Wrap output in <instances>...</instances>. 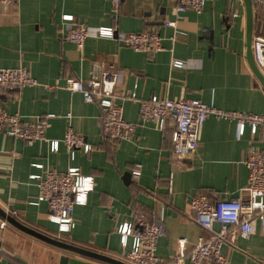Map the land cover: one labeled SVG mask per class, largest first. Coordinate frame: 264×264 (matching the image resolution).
Returning a JSON list of instances; mask_svg holds the SVG:
<instances>
[{
    "label": "crops",
    "instance_id": "0c3cea01",
    "mask_svg": "<svg viewBox=\"0 0 264 264\" xmlns=\"http://www.w3.org/2000/svg\"><path fill=\"white\" fill-rule=\"evenodd\" d=\"M252 2V1H251ZM253 31L264 36V13L252 3ZM72 14L91 33L83 49L63 35V15ZM171 20L173 26L165 25ZM116 33L159 31L164 49L136 51L117 38L96 36L99 26ZM247 5L245 0L208 1L201 12L177 13L173 0H123L114 15L109 0H22L0 3V69L25 66L40 84L20 92L0 89V102L23 120L48 118V139H62L68 124L92 145L78 149L72 159L65 143L57 151L49 141L26 143L0 131V207L22 224L126 264L132 246L121 241L120 224L133 219V211L164 221L166 233L157 244L164 260L176 255L181 238L187 239V256L205 231L187 216L191 199L207 193L238 194L249 180L246 163L251 148L264 149V127L239 135L236 120L209 116L196 150L175 155L173 125L159 129L140 120V103L120 100L124 116L137 123L130 139L110 141L103 134L101 107L87 102L82 93L68 91L69 77L86 79L103 67L121 70L116 92L131 90L139 98L152 95L200 98L224 110L264 114V85L247 58ZM186 66H173V59ZM54 88H46L45 85ZM71 113L67 119L65 115ZM37 163L43 164L40 168ZM141 173L133 174L136 165ZM77 166L93 176L94 187L84 204L73 210L75 226L62 231L49 218V206L38 202V180L33 174ZM129 173V174H128ZM1 264H114L102 258L51 244L8 221L0 213ZM229 264H264V227L255 221L249 237L225 243ZM168 264H183L170 262Z\"/></svg>",
    "mask_w": 264,
    "mask_h": 264
},
{
    "label": "built area",
    "instance_id": "2783aa9c",
    "mask_svg": "<svg viewBox=\"0 0 264 264\" xmlns=\"http://www.w3.org/2000/svg\"><path fill=\"white\" fill-rule=\"evenodd\" d=\"M22 0H0V3H19ZM123 0H109L111 11L119 12ZM175 11L187 9L201 12L206 3L212 0H173ZM259 5L264 13V0H251ZM65 29L63 35L83 49L85 41L91 36L88 27L75 21L72 14L63 15ZM174 21L167 20L165 25L173 26ZM96 36L117 38L123 45L136 51L157 53L164 49L163 35L159 31L144 30L141 32L117 34L113 26H99ZM252 56L254 63L264 76V36L256 35L252 39ZM173 66H186L182 59H173ZM101 70L86 79L69 77L64 87L71 93L80 92L87 102H96L102 110L101 125L103 134L110 141L130 139L137 123L129 121L124 116V105L120 100L131 99L140 103V120L152 122L159 129L173 125V144L178 158L192 154L199 145L201 130L206 119L214 115L217 118L236 120L239 123V135H243L246 127L255 133L259 127H264V114L244 113L236 110H224L213 103H207L200 98L170 97L152 95L150 98H139L135 90H128L122 95L116 92L121 78V70L111 67H100ZM39 80L25 66L0 69V89L20 92L27 86L38 85ZM52 89L53 85H45ZM67 119L71 113L65 115ZM50 122L48 118L38 117L23 120L18 112H9L0 102V131L6 135L24 140L28 144L35 141H49L52 151L59 149L60 142L65 143L72 159H75L78 149L89 152L92 145L85 137L77 133L71 124L62 139H48L46 129ZM249 168L247 185L238 194L222 192L214 199L207 193L195 195L187 210V216L195 221L205 232L199 236L187 256V239L179 241V251L170 259L164 260L157 254V244L166 233L164 221L151 220L139 210H134L131 221L119 225L118 232L121 241L126 246L132 238V246L126 253V258L132 264H168L170 262L183 264H229L223 252L225 243L234 244L237 236L249 237L255 230V221L259 219L264 227V149L251 148L245 160ZM42 168L43 164L37 163ZM133 169L134 175L141 173L140 166ZM38 180V202L48 203L49 218L59 224L62 231L75 226L73 210L76 205L84 204L89 192L93 189V176L81 173L77 166H70L66 171L55 169L45 170L31 176ZM0 247V264L5 257ZM104 264V263H99Z\"/></svg>",
    "mask_w": 264,
    "mask_h": 264
},
{
    "label": "water",
    "instance_id": "95a60500",
    "mask_svg": "<svg viewBox=\"0 0 264 264\" xmlns=\"http://www.w3.org/2000/svg\"><path fill=\"white\" fill-rule=\"evenodd\" d=\"M246 5H247V58L250 61V64L253 68V70L255 71V73L257 74V76L260 78V80L262 81L263 85H264V76L262 75V73L260 72V70L257 68L256 64L254 63L253 60V56H252V47H251V43H252V31H253V9H252V2L251 0H245ZM129 174V173H128ZM0 213L10 222H12L14 225H16L17 227H19L20 229H23L25 231H27L28 233H31L32 235H35L51 244H54L56 246L65 248V249H70L73 251H77V252H82V253H86L89 255H93L99 258H102L104 260H107L111 263L114 264H126L123 263L119 260H116L114 258L108 257V256H104V255H100L88 250H84L82 248H79L77 246L68 244L62 240L56 239L54 237H51L49 235H46L44 233H41L37 230H34L24 224H22L21 222H19L16 218H14L13 216L9 215V213H7L2 207H0ZM68 263V257L67 256H63L61 258V263L60 264H67Z\"/></svg>",
    "mask_w": 264,
    "mask_h": 264
}]
</instances>
